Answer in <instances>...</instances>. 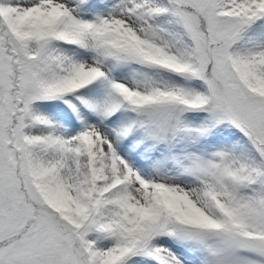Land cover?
<instances>
[{
	"label": "snow or ice",
	"instance_id": "snow-or-ice-1",
	"mask_svg": "<svg viewBox=\"0 0 264 264\" xmlns=\"http://www.w3.org/2000/svg\"><path fill=\"white\" fill-rule=\"evenodd\" d=\"M0 264H264V0H0Z\"/></svg>",
	"mask_w": 264,
	"mask_h": 264
}]
</instances>
